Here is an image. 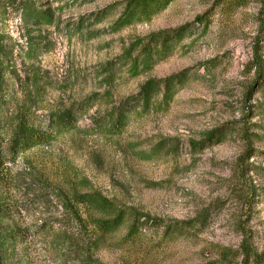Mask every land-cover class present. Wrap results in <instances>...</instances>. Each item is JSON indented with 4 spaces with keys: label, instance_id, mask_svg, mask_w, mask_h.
<instances>
[{
    "label": "rangeland",
    "instance_id": "1",
    "mask_svg": "<svg viewBox=\"0 0 264 264\" xmlns=\"http://www.w3.org/2000/svg\"><path fill=\"white\" fill-rule=\"evenodd\" d=\"M0 1L6 7L0 10V33L20 45L4 41L14 49L5 66L21 79L0 123V149L7 147L23 103L43 120L88 100L77 124L83 130L147 81L185 74L174 82L168 106H160V93L152 109L139 108L119 137L74 132L18 159L13 220L5 224L19 235L6 248L0 244L7 264H85L80 256L101 264H217L219 249H238L244 232L256 251H264L263 148L255 144L259 154L235 172L243 132L253 133L256 126L264 134V93H253L250 68L255 55L264 65V0H176L149 22L120 30L114 24L127 0ZM21 3L49 10L53 25H25ZM179 30L185 34L172 40L169 55L131 76L127 53L140 61L151 36L172 37ZM28 42L35 49L31 59L21 54ZM218 130L227 132L223 141L193 148ZM89 191L151 221L186 222L202 215L207 222L193 237H169L160 224L141 226L142 236L125 241L128 219L87 254L92 230L63 205L67 197ZM67 239L70 248L64 246Z\"/></svg>",
    "mask_w": 264,
    "mask_h": 264
},
{
    "label": "trees",
    "instance_id": "2",
    "mask_svg": "<svg viewBox=\"0 0 264 264\" xmlns=\"http://www.w3.org/2000/svg\"><path fill=\"white\" fill-rule=\"evenodd\" d=\"M176 0H127L123 14L118 18L114 27L116 30L128 27L137 22H149L153 17L162 13L171 3ZM5 5L0 1V10L5 9ZM20 11L25 25L28 23L31 29H37L41 26L50 27L53 25V14L49 10L41 11L28 3L20 4ZM199 22L202 23V21ZM30 31L27 32V35ZM185 32L183 30L176 31L172 37L165 33L155 34L149 38V43L141 48V57H133L131 53L125 55L126 59L130 60V74L133 77L138 76L143 72L150 71L159 60H162L172 52L173 39L178 42L183 39ZM28 37V36H27ZM5 40L12 42L13 47L18 48L20 45L15 44L7 35L0 33V123L4 118V113L10 105L13 96V88L21 79L16 72L8 69L5 66L7 55L11 56L13 47L8 48L4 44ZM28 41V39H27ZM29 42L30 39H29ZM26 45L25 51H21L24 56L31 59L34 54V45L29 43ZM152 45V46H151ZM159 45V47H157ZM250 68L254 70V79L252 82L253 93L260 91L264 93V65L262 59L255 55ZM113 68L109 71L107 79L111 78ZM184 73L171 76L162 80H149L144 83L139 92L135 96L127 97L120 102L117 107L111 109L107 114L98 120H94L91 127L80 130L78 122L84 116V112L88 107V100L80 103L74 110L49 113L45 119L38 120L34 116V107L28 103H23L18 107V111L14 117V126L12 135L5 149H0V244L5 247V244H10L19 234L17 230H11L6 222H11L12 207L10 204L12 190L17 184V175L15 174L16 162L18 159H23L29 152L50 146L59 138L66 134L74 132H83L85 134L103 133L109 137H119L129 125L132 117L137 114L139 108L142 112L153 108L155 99L162 93L161 104L168 106L169 101L173 97L175 88L174 82H180L184 77ZM113 82V81H112ZM111 82V83H112ZM252 94V92H251ZM84 111V112H83ZM253 133L243 132L244 150L238 159L236 166V174L242 170V166H247L246 163L259 152L255 149V144L261 146L264 150V134H260L255 130L258 127L253 126ZM227 132L218 130L207 134L198 147L204 149L211 143H218L226 138ZM264 154V153H262ZM250 172V169H248ZM48 190L51 187L48 186ZM83 209V214L80 212ZM63 209L74 218L79 225L90 227L92 234L89 237L85 252L91 253L96 249L98 239H104L116 233L129 219L127 233L124 240L129 241L135 236L143 235L141 226H155L162 224L165 230V235L175 237H193L204 227L206 218L202 215L190 221H174L165 224L164 222L151 221L147 216L142 215L131 208L121 207L115 200L103 197L101 194L89 191L86 194H74L66 198ZM85 215V218H83ZM22 235V234H21ZM98 236V238H97ZM243 239L236 250L220 248L217 254V264H264V251L258 252L253 248L251 238L246 232L242 233ZM64 246L71 247L70 241H64ZM6 248V247H5ZM0 264H7L5 253L0 250ZM79 261L83 260L85 264H101L91 261V257H79Z\"/></svg>",
    "mask_w": 264,
    "mask_h": 264
}]
</instances>
